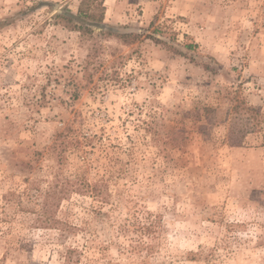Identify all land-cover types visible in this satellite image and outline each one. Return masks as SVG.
Returning <instances> with one entry per match:
<instances>
[{
  "label": "rangeland",
  "instance_id": "1",
  "mask_svg": "<svg viewBox=\"0 0 264 264\" xmlns=\"http://www.w3.org/2000/svg\"><path fill=\"white\" fill-rule=\"evenodd\" d=\"M102 2L0 0V264H264V0Z\"/></svg>",
  "mask_w": 264,
  "mask_h": 264
},
{
  "label": "trees",
  "instance_id": "2",
  "mask_svg": "<svg viewBox=\"0 0 264 264\" xmlns=\"http://www.w3.org/2000/svg\"><path fill=\"white\" fill-rule=\"evenodd\" d=\"M101 3H99L101 6V13L100 15H94L93 13H89V8L84 9V7H80L79 11L76 13H73L71 11H63L58 13L57 18H61L65 22V26L76 29L84 34H98L102 37H114L122 41L123 43L130 44L134 43L136 41H140L143 39V37H152L156 41H160L159 38H157L154 34L155 32L160 31V29H153V35L148 34V30L144 28H129L127 26H112L107 24L104 21V2L103 0H100ZM89 17L90 21L87 20ZM97 27V28H95ZM96 29H99V31H96ZM188 49L192 50L194 49V45L186 44L185 45ZM176 52L180 54H186L183 51L179 49H175ZM64 194V193H63ZM45 197L44 207L45 212L48 214L50 212V209L56 208L59 204V193L57 190H53L52 192L49 191ZM53 200L52 202L50 200Z\"/></svg>",
  "mask_w": 264,
  "mask_h": 264
},
{
  "label": "crops",
  "instance_id": "3",
  "mask_svg": "<svg viewBox=\"0 0 264 264\" xmlns=\"http://www.w3.org/2000/svg\"><path fill=\"white\" fill-rule=\"evenodd\" d=\"M109 11H110V9H109ZM109 11H108V12H109Z\"/></svg>",
  "mask_w": 264,
  "mask_h": 264
}]
</instances>
